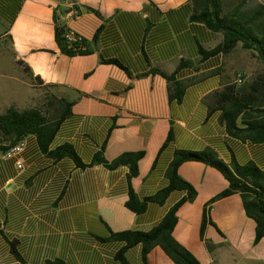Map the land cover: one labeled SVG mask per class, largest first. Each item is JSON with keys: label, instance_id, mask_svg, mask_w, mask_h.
I'll return each mask as SVG.
<instances>
[{"label": "crops", "instance_id": "0c3cea01", "mask_svg": "<svg viewBox=\"0 0 264 264\" xmlns=\"http://www.w3.org/2000/svg\"><path fill=\"white\" fill-rule=\"evenodd\" d=\"M70 3L81 9L79 18L71 17ZM56 14L84 38L88 54L61 52ZM193 14L191 0H0V25L5 26L0 40L9 42L14 64L28 78V96L22 100L29 103L32 91L42 92L44 86H53L50 94L60 99L76 100L50 149L72 144L86 164L101 150L109 161L143 151L139 174L131 180L141 198L168 184L166 171L178 149L211 148L227 163L254 162L264 171V143L231 136L221 112L210 111L204 100L240 74L255 73L257 58L241 46L203 58L202 50L214 49L223 35L193 21ZM113 59L124 68L102 61ZM25 66L42 84L30 80ZM154 70L175 74L185 86L180 100L170 98L171 83ZM23 141L19 155L0 153V264H122L116 254L125 243L110 239L111 234L150 231L186 195L173 191L163 204L150 203L136 214L126 207L127 166L80 168L70 158L48 157L36 135ZM179 174L198 194L178 211L176 240L202 264H264V237L255 243L257 224L239 193L211 206L213 224L208 223L205 238L214 247L201 238L204 206L229 187L223 174L197 161L182 164ZM126 258L130 264H175L160 246L146 262L141 245L129 249Z\"/></svg>", "mask_w": 264, "mask_h": 264}, {"label": "trees", "instance_id": "16d2710c", "mask_svg": "<svg viewBox=\"0 0 264 264\" xmlns=\"http://www.w3.org/2000/svg\"><path fill=\"white\" fill-rule=\"evenodd\" d=\"M191 1L194 6L193 21L204 23L211 30L223 35L222 42L214 49L202 50L203 58L218 52L229 54L236 47L241 46L242 49L250 51L263 65L262 70L250 76L240 74L241 82H238V77L237 81L224 84L222 88L205 96L204 100L210 111L221 112V120L231 136L244 142L264 143V0L255 4L249 3L248 0ZM67 27L56 14L55 39L61 52L69 56L88 54L85 48L84 50L77 48L78 44L74 45L75 48L68 47L64 37ZM82 44L85 45V40ZM102 61L124 68L114 59ZM25 71L42 84L40 77H34L28 66H25ZM153 72L161 74L171 83L170 98L180 100L183 97L185 86L175 80V74H166L160 70ZM75 102L76 100L60 99L48 93L37 106L25 108L9 106L0 113V153H6L27 136L36 135L42 151L54 160L70 158L80 168L102 164L110 170H115L127 166L130 170L128 175L130 187L126 207L136 214L145 212L150 203L163 204L173 191L186 192V195L176 202L162 221L150 231L126 230L111 234L110 239L125 243L116 254V258L122 264H130L126 252L138 245L142 246L144 262L147 261L150 251L160 246L175 264H202L173 235L178 223L180 207L187 202H193L198 194L195 187L179 174L180 166L190 161L203 162L216 168L229 182V187L212 198L203 209L200 235L208 248L214 247V244L205 238L206 227L208 223H212L209 217L211 206L218 199L235 193L241 195L247 215L256 221L255 243L257 244L264 237V171L254 162L240 164L234 159L231 163H227L211 148L203 151L178 149L166 171L168 184L156 194L141 198L132 188L131 180L139 174V162L145 154L143 151L127 152L109 161L104 156V150H101L94 155L89 164H86L72 144L65 143L50 149V144L61 123L72 114ZM171 140L170 134L167 142ZM10 244L12 253L18 257L17 242L12 241ZM54 264H63V262L56 261Z\"/></svg>", "mask_w": 264, "mask_h": 264}, {"label": "rangeland", "instance_id": "374dc122", "mask_svg": "<svg viewBox=\"0 0 264 264\" xmlns=\"http://www.w3.org/2000/svg\"><path fill=\"white\" fill-rule=\"evenodd\" d=\"M228 1H237V0H228ZM249 3L255 4L261 0H248ZM5 30L4 25H0V34ZM254 68L256 71H260L263 68V65L260 61H256L254 64ZM19 67L14 64L12 58L11 47L8 41L0 40V113L4 112L7 108H4L6 105L10 106L14 105V103H25L20 108L25 107H33L37 106L40 102L45 99V95L50 94V88L42 87V92L32 91L31 93V101L24 102L22 98H27L26 92L28 91V87L25 84L27 81V77L24 75ZM33 83L39 84L33 78H31ZM8 106V107H9ZM19 107V106H17Z\"/></svg>", "mask_w": 264, "mask_h": 264}, {"label": "built area", "instance_id": "2783aa9c", "mask_svg": "<svg viewBox=\"0 0 264 264\" xmlns=\"http://www.w3.org/2000/svg\"><path fill=\"white\" fill-rule=\"evenodd\" d=\"M71 6V10H70V15L72 18L77 19L81 16L82 12L81 9L79 8V6L75 3H70ZM64 37L67 40L68 43V47L69 48H75L76 46H74L75 44H78L79 49L84 50V45L82 44L84 41V38L76 33L74 30H72L71 28L67 27ZM242 80L240 79V75H239V79L238 82H241ZM24 149V141H20L18 144H16L14 147H12L10 150H8L6 153H3V155L5 157H14L19 155ZM17 166L20 170L24 169V162L22 161V159H19L17 161Z\"/></svg>", "mask_w": 264, "mask_h": 264}]
</instances>
